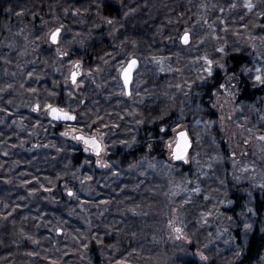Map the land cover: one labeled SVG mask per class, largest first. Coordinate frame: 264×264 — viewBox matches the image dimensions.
<instances>
[{
    "label": "rangeland",
    "instance_id": "obj_1",
    "mask_svg": "<svg viewBox=\"0 0 264 264\" xmlns=\"http://www.w3.org/2000/svg\"><path fill=\"white\" fill-rule=\"evenodd\" d=\"M186 31L191 41L183 44ZM97 43L105 49L101 57L94 55ZM232 54L248 57L238 71L230 70ZM133 56L141 65L127 96L121 71ZM218 71L223 78L216 84ZM258 74L264 76V0H52L38 14L10 15L0 40V188H15L16 178L29 171L53 169L58 181L47 182L59 186L61 197L54 198L51 187L43 199L64 209L39 213L53 249L40 258L36 252L31 258L42 261L31 264H234L248 229L259 224L264 231V208L258 222L255 208L256 193L264 201V83ZM245 80L260 90L255 100L242 98ZM51 83L55 92L47 89ZM62 94L76 121L48 117L47 105H61ZM159 102L164 118L171 117L155 136L145 126L153 122L151 113L135 107ZM133 119L137 137L123 138ZM183 128L193 148L185 161L174 162L172 147ZM77 132L98 136L100 154ZM155 147L165 158L155 156ZM120 179L128 189L117 199ZM236 190L245 194L239 222L227 211ZM113 204L122 218L142 224L139 238L147 248L139 250L138 237V248L128 253L114 250L113 240L104 242L117 226ZM231 227L242 228L243 244Z\"/></svg>",
    "mask_w": 264,
    "mask_h": 264
},
{
    "label": "trees",
    "instance_id": "obj_2",
    "mask_svg": "<svg viewBox=\"0 0 264 264\" xmlns=\"http://www.w3.org/2000/svg\"><path fill=\"white\" fill-rule=\"evenodd\" d=\"M52 0H0V40L5 32V23L9 19L10 15H16V14H38L39 12H42L45 10L46 7L50 5ZM149 37L148 39H150ZM152 42V41H151ZM149 42V43H151ZM93 47H96V50L94 51V55L101 57V55L104 52V47L100 46L97 43V45H94ZM248 61V57L245 54H232L229 56V63L233 64V68L230 69L231 71H238L239 68L245 64ZM50 69V68H49ZM41 70V69H40ZM50 71V70H47ZM217 81L216 84L220 83L222 81V75H220L219 71L216 73ZM5 78H0V82H2ZM4 82V81H3ZM5 82H9V80H5ZM54 83H51L47 89H50L51 91L55 92L56 88L53 87ZM2 87V85H1ZM242 87V98H246L247 100H255L256 99V93H259L260 90L258 89H251V85L248 81H244L241 85ZM58 91V90H57ZM64 94H62L61 99V105L63 107L66 106V103L63 100ZM162 99V98H160ZM151 105V106H150ZM135 108H139L141 110H144L145 113L150 112L152 117V123L151 125H145L148 127V131H151L153 135H162L161 132L164 130V123H166L169 120V117L164 118V115L166 114V109L159 103L156 104H146V105H138ZM135 108H131L129 111V116H131L130 112L131 110H135ZM122 112V111H121ZM29 116V113H27ZM133 114V113H132ZM173 118L177 116V114L172 115ZM128 119L131 120V118L128 117ZM48 123V120L45 119ZM92 119L89 118V123H86V129L91 131L94 126L92 123H90ZM124 126L126 129V123L124 121V117L122 119ZM128 121V120H127ZM126 121V122H127ZM91 124V125H90ZM131 127V128H130ZM129 130L124 133L122 136L123 138H128V136L131 135L130 138L137 137L138 130H139V121L138 119H133L132 124L130 125ZM135 139V138H134ZM136 143H133L135 145ZM158 154L155 156L163 159L165 158L164 152L159 149V147H155ZM154 153V151H153ZM123 156L124 162L128 163V160H132V155L130 152ZM133 156V155H132ZM40 168V167H39ZM40 171H29L28 174L25 175L21 174V176L16 178L17 185L15 188H11L3 185L0 188V264H10V262L13 260L15 261V264H31L39 263L42 261V259L39 260V262H36L35 258H31L36 252L38 254V257L42 256V252L49 251L53 249V243L51 242L50 232L47 231L46 228H44L41 223L38 221L40 219L39 213L45 211L47 216L53 212V210H56L59 215L64 211L62 207L54 206L52 205L48 200L43 199V197H47V195H50V192L47 194L46 190L53 188V195L54 198H59L60 192H59V186L53 187L49 185L47 181L50 183H54L58 181L57 175L53 169H45L42 167V169H39ZM56 177V178H55ZM31 179V182L28 184L29 179ZM34 178V180H33ZM25 180L27 183H20V180ZM55 181L53 182V180ZM119 185H114V188H117L118 193H115L117 199H121L124 196L127 195V187L124 184L125 181L123 179H120ZM22 184V185H20ZM125 185V186H124ZM124 186L125 192H122L121 190ZM120 187V188H119ZM119 188V189H118ZM109 190V189H108ZM116 190V191H117ZM115 191V192H116ZM121 191V192H119ZM124 191V190H123ZM129 192V191H128ZM34 193L35 197L30 199L27 198L30 196V194ZM45 197V198H46ZM232 197L234 200L233 206L227 209V211L232 213V218L236 222H239L238 219V213L243 212L245 210V194L240 193L239 191H233ZM125 198V197H124ZM16 201V208L12 209L9 207L11 205L12 201ZM255 208H256V219L257 222L262 220V211L264 208V201L259 197L258 193L255 194ZM125 203L128 204V199L125 200ZM5 205V206H3ZM114 205V204H113ZM233 207V208H232ZM115 212L119 213L120 207L117 206V204L114 205ZM14 210V211H13ZM236 212V213H235ZM13 213V214H12ZM235 213V214H234ZM112 213L111 217H115L114 220L116 221V228L114 230V236L109 235V237L105 236L104 242L107 240L111 243L112 246L117 248L118 246L121 247L122 253H128V250H132L133 247L138 248L135 246V240L139 238V235L141 236L142 231V224L131 216H129L126 220L125 218H122L121 213L115 214ZM63 216V215H62ZM29 222L28 224L27 221ZM119 218H122V220H119ZM238 219V220H237ZM25 221V223H24ZM125 223L127 222V226H124V224H121V222ZM74 222V221H73ZM75 224L81 225L79 222H74ZM126 225V224H125ZM136 229V230H134ZM79 232V227L78 231ZM230 232L234 235L236 238V242L239 244H243V238H245V234L242 231L241 227L232 228ZM136 234V236H135ZM48 236V237H47ZM138 237V238H137ZM119 238V239H117ZM141 238V237H140ZM139 242V250L144 247L147 248V242L145 240H140ZM107 239V240H106ZM143 239V238H142ZM136 243V244H137ZM116 244V246H115ZM128 250H127V249ZM41 249V254L40 250ZM96 249V248H95ZM101 249V248H100ZM98 249L95 250V254H97ZM102 250V249H101ZM151 250L149 249V252ZM156 249L152 248V252H155ZM148 252V251H146ZM145 252V253H146ZM264 255V231L261 229L259 224H256L248 229L247 235H246V242L245 246L238 255V257L235 259L234 264H258V262L262 259ZM51 256L48 254L46 257V260H48ZM78 262L79 258L76 255ZM48 258V259H47ZM98 258V256H97ZM53 260H50V264H52ZM180 262V261H179ZM179 264H198L196 261H182Z\"/></svg>",
    "mask_w": 264,
    "mask_h": 264
},
{
    "label": "water",
    "instance_id": "obj_3",
    "mask_svg": "<svg viewBox=\"0 0 264 264\" xmlns=\"http://www.w3.org/2000/svg\"><path fill=\"white\" fill-rule=\"evenodd\" d=\"M59 29H60V33H59V37H58V40H57V41H53V40L51 39V37H50L51 41H52L54 44H56V43L59 42V38H60V34H61V28H59ZM55 31H56V30H55ZM55 31H54V32H55ZM186 32H187L188 35H189V39H188V42H187V43H185L184 40H183V37H184V35H185ZM186 32H185V33L182 35V37H181V42H182L183 44H188V43H190V41H191V33H190L189 31H186ZM51 36H52V34H51ZM133 59H135V60L137 61V63H136L135 66L131 69L130 79L128 80V82H126V81H125V70L128 69L129 64L131 63V61H132ZM140 65H141V61H140V59H138L137 57H134V56H133V57H131V58L128 60V62L126 63V65L124 66V68H123L122 71H121V79H122V82H123V85H124L125 93H126L128 96L131 94V89H132V84H133L134 76H135L136 71H137L138 68L140 67ZM74 73H75V80H73V74H74ZM78 74H79V73L77 72V70L73 71V73L71 74V81H72L73 83L76 82L77 77H78ZM36 107H37V105H36ZM53 107H59V106L54 105ZM59 108H60V107H59ZM61 109H62V108H61ZM63 110H65V111L68 112V113H71L72 115H74V116L76 117V114H75V113H73V112H71V111H69V110H66V109H63ZM49 116H50V118H52V119H54V120H56V121H70V122H73V121L76 120V118H75V119H64V118L57 119L56 117H54V116L51 114L50 109H49ZM180 133H185V134H186V136L183 138V141H186V142H187V146H186V148L184 147V143H183V141H182V138H181V136H180ZM80 135H83V136H85V137H95L96 139H98V140L100 141V143H101V149H100L99 153H97L96 151L91 150V146L88 145V144H86V143L84 142V140L78 139V137H79ZM76 138H77L78 140H81L82 144H83L84 146H86L87 148H89V149H90V152L93 153V154H100L101 150L103 149V144H102L101 140L99 139V137H97L96 135H90V134H86V133H84V132H77V133H76ZM178 145L181 146V151L179 152V154H177V146H178ZM192 148H193V139H192V137H191L189 131H188L186 128H183V129L179 130V131L177 132V134H176V142H175L174 146L172 147V154H171V155H172V160H173L174 162H182V161H185L186 158H187V156H188L189 153L191 152Z\"/></svg>",
    "mask_w": 264,
    "mask_h": 264
},
{
    "label": "snow or ice",
    "instance_id": "obj_4",
    "mask_svg": "<svg viewBox=\"0 0 264 264\" xmlns=\"http://www.w3.org/2000/svg\"><path fill=\"white\" fill-rule=\"evenodd\" d=\"M249 7H253V5L249 4ZM59 33H60V29L57 28L55 32L52 33L51 39L53 41H57L58 37H59ZM189 39V35L186 32L183 40L185 43L188 42ZM221 51H223V49H221ZM205 59L207 60L208 64L211 65L213 63L212 60H208L207 57H205ZM137 63V61L135 59H133L131 61V63L129 64L128 69L125 70V81L128 82V80L130 79V73H131V69L135 66V64ZM208 71L211 72L212 69L211 67L208 68ZM259 72V70H257ZM256 79L259 80L261 83H264V76L261 75H257ZM73 80H75V73L73 74ZM47 107L50 109L51 114L56 117L57 119L60 118H64V119H75L76 117L74 115H72L71 113L66 112L65 110L59 108V107H53L51 104L47 105ZM37 109H39V105H37ZM180 136L183 138L186 136L185 133H180ZM78 139L84 140V142L88 145L91 146V150L96 151L97 153H99L100 149H101V143L98 139H96L95 137H85L83 135H80L78 137ZM184 143V147L186 148L187 146V142L183 141ZM181 151V146L178 145L177 146V154H179V152ZM179 231V229H177Z\"/></svg>",
    "mask_w": 264,
    "mask_h": 264
},
{
    "label": "flooded vegetation",
    "instance_id": "obj_5",
    "mask_svg": "<svg viewBox=\"0 0 264 264\" xmlns=\"http://www.w3.org/2000/svg\"><path fill=\"white\" fill-rule=\"evenodd\" d=\"M61 30H62V29H61ZM134 57H136V56H134ZM137 58H138V57H137ZM138 59H139V58H138ZM76 66H77V65H76ZM75 70H76V69H74L73 71H75ZM73 71H72V73H73ZM72 73H71V74H72ZM70 78H71V76H70ZM134 79H135V76H134ZM133 82H134V80H133ZM132 86H133V84H132ZM131 94H132V89H131ZM131 94H130V95H131ZM126 95H127V94H126ZM130 95H129V96H130ZM127 96H128V95H127ZM54 105H57V106H59V107L62 108V109H66V110H69V111L75 113V114H76V120H77V113L74 112V111H72V109H71L72 107L69 108L68 105H66L65 107H63L62 105H58V104H54ZM54 105H52V106H54ZM39 107H40V106H39ZM38 110H39V109H37V107L35 106V112H36V111L38 112ZM48 117H50V116H49V111H48ZM48 117L46 116V119H48ZM50 119H51V120H54V119H52V118H50ZM76 120H75V121H76ZM54 121H56V120H54ZM56 122H60V123H62V122H67V121H56ZM68 122H70V121H68ZM97 137H98V136H97Z\"/></svg>",
    "mask_w": 264,
    "mask_h": 264
}]
</instances>
